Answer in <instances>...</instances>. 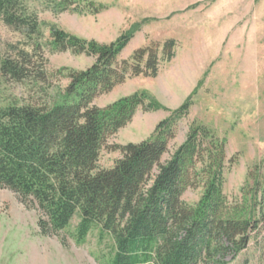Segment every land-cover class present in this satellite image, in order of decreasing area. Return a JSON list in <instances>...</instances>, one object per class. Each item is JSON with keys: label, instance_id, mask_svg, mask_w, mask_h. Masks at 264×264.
I'll use <instances>...</instances> for the list:
<instances>
[{"label": "trees", "instance_id": "16d2710c", "mask_svg": "<svg viewBox=\"0 0 264 264\" xmlns=\"http://www.w3.org/2000/svg\"><path fill=\"white\" fill-rule=\"evenodd\" d=\"M26 2L0 0V20L27 37L39 36L41 24ZM52 3L58 14L98 15L108 9L92 0ZM138 28L114 42L99 43L51 27L54 52L85 55L94 63L86 70H59L67 73L69 84L50 103L0 107V187L39 210L44 236L66 230L77 214L78 243L95 228L112 235L116 254L111 264H226L227 255L248 247L251 234L264 223V209L255 218L245 207H229L223 193L226 141L204 125L192 123L185 142L162 162L196 90L148 140L111 146L122 157L111 169L98 168L108 140L130 124L140 108L167 111L147 92L104 108L93 105L128 79L157 78L161 63L175 58L177 42L170 39L121 59ZM32 58L24 50L0 57L2 76L46 84V73L34 72ZM198 186H203L202 197L188 206L182 196ZM258 187L264 204V179Z\"/></svg>", "mask_w": 264, "mask_h": 264}, {"label": "rangeland", "instance_id": "374dc122", "mask_svg": "<svg viewBox=\"0 0 264 264\" xmlns=\"http://www.w3.org/2000/svg\"><path fill=\"white\" fill-rule=\"evenodd\" d=\"M54 1L62 0L26 2L41 24L39 36L27 37L0 20V57L16 56L24 50L33 56L34 72L47 75L44 84L32 79L17 82L0 72V107L50 103L69 84L67 73H57L59 70H86L93 65L91 57L54 52L52 26L99 43L114 42L139 27L121 59L151 43L173 39L177 42L176 56L170 63H161L157 78L128 79L94 101L93 105L104 108L121 98L147 92L167 109L146 112L140 108L132 122L108 140L98 168L111 169L122 157L111 146L148 140L157 125L196 90L189 114L179 123L177 137L162 162L185 142L192 123L206 126L226 141L223 193L229 207H245L259 218L264 209L262 194L257 193L258 183L264 179V0H92L108 9L82 16L56 13ZM202 193L203 186L190 188L182 200L193 207ZM40 215L30 202L0 187V264L112 263L116 254L112 235H102L95 228L78 243L77 214L66 230L44 236ZM224 262L264 264V223L251 234L244 251L227 255Z\"/></svg>", "mask_w": 264, "mask_h": 264}]
</instances>
